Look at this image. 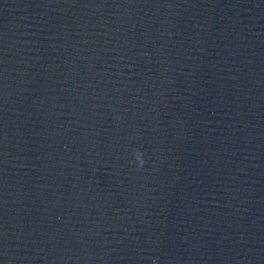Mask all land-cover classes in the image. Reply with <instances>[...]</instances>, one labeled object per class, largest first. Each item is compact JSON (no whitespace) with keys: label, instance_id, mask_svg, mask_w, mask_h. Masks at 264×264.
Segmentation results:
<instances>
[{"label":"clouds","instance_id":"clouds-1","mask_svg":"<svg viewBox=\"0 0 264 264\" xmlns=\"http://www.w3.org/2000/svg\"><path fill=\"white\" fill-rule=\"evenodd\" d=\"M135 158L139 162V165H143L144 160L142 159V153L139 150H136L135 152Z\"/></svg>","mask_w":264,"mask_h":264}]
</instances>
